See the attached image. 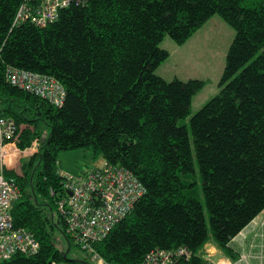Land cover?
Listing matches in <instances>:
<instances>
[{
	"label": "trees",
	"instance_id": "1",
	"mask_svg": "<svg viewBox=\"0 0 264 264\" xmlns=\"http://www.w3.org/2000/svg\"><path fill=\"white\" fill-rule=\"evenodd\" d=\"M24 3L35 10L40 0H0V113L17 122L21 148L39 143L21 174L7 175L21 190L14 223L40 249L0 264H80L56 238L59 231L74 244L55 215L63 192L59 154L74 149L129 170L146 188L95 244L106 264H138L152 249L179 246L192 252L190 264H209L200 251L210 240L236 257L230 242L264 210V0H86L45 26L16 25ZM216 14L236 35L219 93L190 118L205 209L186 194L195 160L189 128L180 123L205 80L168 81L157 69L170 56L161 47L166 36L184 44ZM10 66L57 79L63 105L10 85Z\"/></svg>",
	"mask_w": 264,
	"mask_h": 264
},
{
	"label": "built area",
	"instance_id": "2",
	"mask_svg": "<svg viewBox=\"0 0 264 264\" xmlns=\"http://www.w3.org/2000/svg\"><path fill=\"white\" fill-rule=\"evenodd\" d=\"M86 0H40L35 8L24 3L19 8L16 25L31 21L38 26L52 23L59 11L72 2ZM6 80L14 87L48 100L61 107L66 98L64 86L55 78L25 69L8 67ZM19 126L15 119L0 113V260H8L16 254L34 255L40 243L33 233L14 223L12 209L21 197L15 177L7 171H15L22 156L38 151L39 143L21 148L18 142ZM62 178L63 192L57 201L56 216L65 223V232L81 250L105 263L95 250V244L105 239L111 230L129 214L135 203L146 193L142 182L129 170L105 163L86 173L72 174L58 171ZM54 194V191H52ZM192 252L185 246L173 249L150 250L138 264H190ZM52 264H69L53 262Z\"/></svg>",
	"mask_w": 264,
	"mask_h": 264
},
{
	"label": "rangeland",
	"instance_id": "3",
	"mask_svg": "<svg viewBox=\"0 0 264 264\" xmlns=\"http://www.w3.org/2000/svg\"><path fill=\"white\" fill-rule=\"evenodd\" d=\"M236 35L235 29L229 25L220 15L212 16L197 32H195L184 44H177L170 36H166L161 47L170 52L169 58L162 63L161 73H173L176 71L184 80H205V86L197 92L192 99L190 116L182 120L189 128L193 146V136L190 128V118L199 111L209 100L215 97L220 90L219 82L226 66V57ZM182 79V78H181ZM28 148V147H26ZM194 151V146H193ZM32 153L22 156L15 168L16 173L21 174L22 163L30 158ZM195 172L185 178L186 183L192 184L186 190V194L194 196L205 206L206 203L202 189V177L194 151ZM60 169L64 173H86L92 167H102L103 158H93L91 151L86 149H74L61 151L59 154ZM60 248L65 251L69 259L79 261L80 264H100L94 256L81 250L75 244H71L64 233L57 231ZM211 241L204 244L200 255L205 257L211 246ZM106 264V263H103Z\"/></svg>",
	"mask_w": 264,
	"mask_h": 264
},
{
	"label": "crops",
	"instance_id": "4",
	"mask_svg": "<svg viewBox=\"0 0 264 264\" xmlns=\"http://www.w3.org/2000/svg\"><path fill=\"white\" fill-rule=\"evenodd\" d=\"M161 65L157 74L170 81L175 78L184 80L176 71L161 73ZM219 88L216 93L218 92ZM203 259L209 264H264V210L230 242L229 246L236 254L232 257L221 249L213 240Z\"/></svg>",
	"mask_w": 264,
	"mask_h": 264
}]
</instances>
